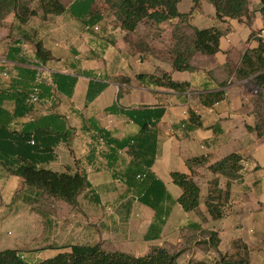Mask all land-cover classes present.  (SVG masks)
<instances>
[{
  "label": "crops",
  "instance_id": "crops-1",
  "mask_svg": "<svg viewBox=\"0 0 264 264\" xmlns=\"http://www.w3.org/2000/svg\"><path fill=\"white\" fill-rule=\"evenodd\" d=\"M74 2L79 1L63 0L66 11L59 16L43 19L38 13L23 24L15 21L13 15L7 17L0 27V58L5 61L3 69L7 76L0 75V83L6 85L4 83L16 78L19 73L35 69L34 45L37 43L52 57L44 66L46 77L64 74L76 78L72 96L66 98L59 94L54 108V112L63 118L62 123L73 131V137L68 148L64 145L55 148L54 160L44 167L49 169L50 164L63 162L66 151L70 160L59 165L60 171H52L79 172L86 177L89 188L78 197L76 206L69 207L60 200L27 189L21 179L7 175L0 167V226L1 222L10 220L12 223L18 217L7 210L3 214L4 206L12 204L20 207L23 203L37 207L47 200V203L60 204L67 212L72 209L76 213L74 210H77V215L69 217L58 229L70 241L57 247L100 244L105 252L123 253L114 249H126V245H129L133 250L140 247L146 252L140 257L147 255L151 248L158 247L169 252H180L176 264H214L222 256L233 259L243 257L241 249L233 246L234 242H241L246 247L249 264H264V134L257 136L254 131L257 121L253 114V95L249 91L252 78L237 80L234 75L245 52L257 47L252 33L264 42L262 18L256 12L257 2L252 7L251 2L249 4L248 21L243 19L238 22L217 20L214 9H204V1L191 12L192 3L182 0L177 10L180 14H189L186 21L189 26L198 30L215 27L223 32L219 40V53L211 57L195 55L191 62L193 71L183 73L172 72L170 64L157 55L144 51L143 58H140L138 52L130 50L137 41L147 46L157 45V41L163 38L166 26H169L166 33L170 40L167 48H170L171 31L179 25L177 19L158 26L149 24L143 28L145 34L139 38L127 37L100 0L94 5L96 14L93 16L96 20L93 27L86 26L89 24L88 17L77 18L69 13ZM37 6L36 0L30 4L33 9ZM93 28H98V31H93ZM154 30H161L162 33L157 31L155 38L152 36ZM160 73H169L175 82L187 83V92L141 87L135 80L138 74ZM120 77L128 78L130 84L114 81ZM90 81L105 84L106 88L86 105L85 96ZM79 83L82 101L77 103L75 95ZM118 88L122 90V95L124 93L119 101L120 110L142 106L164 110L155 127L156 156L148 170L126 148L118 150L113 146L108 147L97 138V129L104 130L117 141H125L138 133V127L123 115L118 112L114 115L105 113V109L115 103ZM218 91L224 93V100L208 108L200 104L199 96ZM98 101H103L104 105L95 107ZM4 109L12 112L13 104L4 103ZM82 109L89 113L88 118H85ZM189 111L197 116L201 127H193L189 123ZM45 114L40 107L36 108L35 117ZM31 118L28 116L16 121L12 128L19 130L22 123ZM231 154L242 158L240 179L230 187L228 215L213 221L206 213L204 200L209 183L216 176L206 168L208 164ZM193 158H204L208 163L191 173L187 161ZM173 172L192 175L200 191L199 205L193 212L185 213L179 205L167 202L163 205L162 201L157 206L158 216L155 218L153 210L141 203L142 193L146 190L144 175L152 174L163 185L167 195L177 200L182 192L171 181L170 174ZM219 183L223 187L225 181L221 179ZM4 186L11 197L8 203L1 204ZM153 187L159 189L156 184ZM167 206L170 211L163 224L161 214L163 207ZM50 221H47L48 228L56 232V223ZM210 234L217 235L219 243L216 248L210 245ZM74 238L78 244L69 243L74 242ZM43 241L35 236L33 245H27L28 249L9 250L23 251V256L30 259V254L49 247L44 246L46 243Z\"/></svg>",
  "mask_w": 264,
  "mask_h": 264
},
{
  "label": "trees",
  "instance_id": "trees-1",
  "mask_svg": "<svg viewBox=\"0 0 264 264\" xmlns=\"http://www.w3.org/2000/svg\"><path fill=\"white\" fill-rule=\"evenodd\" d=\"M34 0H0V27L9 15L20 24L41 13L44 19L47 16L62 15L66 9L63 0H36V9L30 7ZM74 2L69 13L73 17H88L89 24L95 26L94 16L96 14L94 5L98 0H78ZM106 10L114 17L121 32L127 37L135 36L136 31L143 23L160 25L162 23L177 19L176 25L171 31L172 46L161 52L158 57L170 64L171 71L177 73L192 72V59L195 55L211 57L219 53V40L223 32L215 27L198 30L187 24L189 14H180L177 10L182 0H100ZM192 3L191 12L196 9L201 1L210 4L215 12V18L220 21L235 20L242 22L249 19L250 0H189ZM262 18L264 29V0H259L256 10ZM94 15V16H93ZM91 22V23H90ZM92 24V25H90ZM129 35V36H128ZM257 42V47L247 50L242 56L239 66L234 75L237 80L252 78L249 91L253 95L254 110L256 118L257 136L264 134V42L252 33ZM135 47L138 50L148 51L146 44L137 41ZM34 67L45 66L52 60L50 52L45 50L40 43L34 45ZM0 67L1 77L7 73ZM43 73L37 80L36 70H26L14 79H10L6 85L0 83V167L7 175L22 180L23 185L32 191L41 192L49 198L64 202L69 207L77 204L78 197L89 188L86 177L79 172L69 170L59 173L46 169L44 166L51 163L54 158V150L60 145L69 147L73 137V131L68 129L59 115L54 112L58 103L57 96L60 94L66 98L72 96L76 78L64 74H54L50 77ZM135 80L141 87L162 88L176 93H186L189 85L187 83L175 82L169 73L159 75L138 74ZM115 82L129 85L130 80L125 77L116 78ZM106 88L105 84L90 81L88 84L85 104L92 103ZM34 89H37L39 103L34 105L28 102ZM122 90L118 88L115 103L105 109V113L114 115L119 113L138 127L136 136L125 141L111 139L104 130H95L97 138L108 147L118 150L127 149V152L137 159L138 163L147 170L150 169L156 156L157 135L155 127L162 117L163 109H151L142 106L136 109L120 110L119 101ZM224 100L222 91L199 96V102L203 107ZM13 104L12 112L4 109V103ZM40 107L45 113L43 116L35 117L36 108ZM32 117L22 123L19 130L13 129L12 125L26 117ZM189 123L193 127H201L197 116L188 112ZM93 124H91L92 126ZM250 130V129H249ZM242 158L231 154L213 164H208L207 170L216 178L209 183L208 194L204 200L206 213L213 221L223 219L229 213L230 187L240 179ZM208 161L204 158H193L187 161L191 173L197 167L206 165ZM146 190L142 193L141 203L149 207L158 216L157 206L163 201L168 204H177L183 212L191 213L199 205V188L192 179L177 172L170 174L172 183L181 189V196L172 200L165 192L163 185L157 181L152 174L144 175ZM224 180V186H220V180ZM156 184L158 190L153 187ZM170 208L163 207V224ZM161 215H159L161 217ZM150 230V229H149ZM210 245L213 248L219 243L216 234H210ZM233 246L241 249L243 257L233 259L220 257L214 264H249L246 247L241 242H234ZM59 252L52 258L35 264H176L180 252H169L165 248L153 247L147 255L140 258L113 252L108 253L101 249L100 244L94 245H70L55 247ZM0 264H29L23 256V251L2 250L0 251ZM205 264V263H196Z\"/></svg>",
  "mask_w": 264,
  "mask_h": 264
},
{
  "label": "rangeland",
  "instance_id": "rangeland-1",
  "mask_svg": "<svg viewBox=\"0 0 264 264\" xmlns=\"http://www.w3.org/2000/svg\"><path fill=\"white\" fill-rule=\"evenodd\" d=\"M251 7L254 6V4L257 2L259 4V0H251ZM204 9L209 8V10L213 11V7L206 3L203 2ZM150 23H143L141 28L137 30L135 36L136 38H139L142 36V34H145V29ZM169 26L165 27L163 29V38L157 41V45H148V51H145V53H149L150 55H161V52L165 51L167 49L169 36L167 35L166 31L168 30ZM157 31L159 30H154V33L152 34L153 37H157L158 33ZM159 33H162L160 30ZM133 38V37H132ZM131 51H135V53L140 54V58H143V53L144 50H138V48L134 47L130 49ZM1 59V58H0ZM80 87L76 91L75 95V101L78 103L79 100L82 101V92H81V83ZM124 96V93L122 97ZM101 105H104L103 101H98L95 103V107H101ZM83 111V114L85 118L89 117V113L87 111H84V109L81 110ZM103 119V118H102ZM101 120V119H100ZM103 123L106 121L102 120ZM78 123V121H77ZM58 150V149H57ZM61 151V150H60ZM63 153V151H61ZM66 156V159H63ZM63 162L62 160L59 163L56 164H50L47 168L54 170V171H60L61 168L59 165L62 163L67 162L70 160L69 155L67 154L66 151L63 153ZM9 194L7 193V190L5 189V186L2 188L1 191V204L8 203L10 200ZM14 201V200H13ZM17 201V200H15ZM11 213L14 212L16 217L12 223H10V220H6L5 222H1L0 226V240H1V246H0V251L5 250V249H14V248H19V249H28L27 247L30 245L32 246V240L36 236L37 239H44V243H46L44 246H49L46 249H43L39 252H36L34 254H30V259H26L29 264H32L33 260L34 261H43L47 258L53 257L58 250L55 249V247L60 246L63 242L65 241H70L67 240L65 237L64 233H62L61 230H58L59 227L61 228L60 224L66 223L67 219L71 216L75 217L77 215V210H74L76 213L72 212V209H70L69 212L67 210L63 209L60 204H55V203H47V200H43L40 205L37 207H29L27 205H24L21 203L20 207L13 206L10 204L8 207L4 206V209L2 211L3 214L5 212ZM39 211V213H38ZM47 214V216L45 215ZM8 218V217H7ZM13 216L10 217L12 220ZM51 220L50 222L56 223V232H54L51 228V230L48 228L47 221ZM72 218H70L71 220ZM71 222V221H69ZM68 222V223H69ZM53 231V232H51ZM74 242H69L72 244H78L76 242V238H74ZM37 243V242H36ZM39 244V242H38ZM42 244V243H40ZM82 244V243H81ZM28 245V246H27ZM41 246V247H44ZM107 249V248H106ZM116 251H120L126 254L133 255L135 257H140L143 256L146 252H143V249L140 247L135 248L134 250L129 246L126 245V249H114ZM28 254V253H24Z\"/></svg>",
  "mask_w": 264,
  "mask_h": 264
},
{
  "label": "built area",
  "instance_id": "built-area-1",
  "mask_svg": "<svg viewBox=\"0 0 264 264\" xmlns=\"http://www.w3.org/2000/svg\"><path fill=\"white\" fill-rule=\"evenodd\" d=\"M93 31H98V28H93ZM1 66H3V67L5 66V61L0 59V67ZM35 70H36V73H37L36 79L40 80V76L43 73H45V68L43 66H38V67H35ZM37 93H38L37 89H34L33 92L31 93V95L29 97V100H28V102L30 104L36 105V104L39 103V99H38ZM263 170H264V168H263Z\"/></svg>",
  "mask_w": 264,
  "mask_h": 264
}]
</instances>
